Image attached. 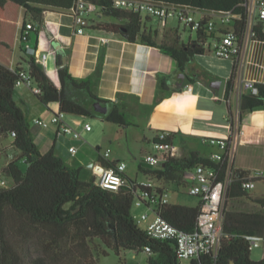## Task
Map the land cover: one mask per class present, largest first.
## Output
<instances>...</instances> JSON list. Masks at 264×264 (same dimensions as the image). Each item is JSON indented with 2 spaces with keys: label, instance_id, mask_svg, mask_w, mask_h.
<instances>
[{
  "label": "trees",
  "instance_id": "1",
  "mask_svg": "<svg viewBox=\"0 0 264 264\" xmlns=\"http://www.w3.org/2000/svg\"><path fill=\"white\" fill-rule=\"evenodd\" d=\"M94 2L106 16L121 19L122 23L97 22L93 28L102 29L124 36L131 42H141L160 48L172 56L178 64L179 76L189 79L187 65L199 54L210 50L209 40L214 38V31H208L206 24L211 17H202L201 26L196 30L197 37L188 42L182 41L178 30L171 42H158L152 32L146 29L150 16H144L124 8L113 6V0H89ZM158 4L175 7H188L198 10H209L216 14L232 11V25L240 47L244 33L250 20L247 0H148ZM260 1V0H259ZM16 4L0 0V144L12 139V146L17 154L7 162L2 174L9 180L6 186L0 185V264H99L100 255L108 252L102 244L114 249L117 254L121 249L145 252L150 247L147 264H212L209 255L201 254L188 262L181 261L177 256L176 241L162 240L151 237L144 227L135 219L132 209L134 204L135 183L125 173L126 183L119 190H110L96 184L95 177L91 180L82 178V168L73 167L58 154L55 144L42 152L32 136L26 113L14 98L16 76L10 70L13 52L16 45L19 10L38 15L42 8L33 6L30 1H15ZM74 0H43L39 3L71 8ZM9 12L11 16H8ZM38 16L32 15L30 21L25 19L21 30L28 22L37 23ZM96 22V21H95ZM182 23V20L180 19ZM6 32L1 26L6 25ZM122 28L125 31H122ZM256 38L264 40V19L258 17L253 24ZM21 45V44H20ZM22 51H25L21 46ZM26 54V52H24ZM28 57V69L41 93L36 94L45 105L58 103L66 114L96 117L100 112L94 107L96 101L111 106L108 114L103 117L119 126H128L130 122L120 104L113 100L102 99L97 94L100 72L93 76L76 78L65 63V53L57 57L59 86L47 75L43 66L33 56ZM65 63V64H64ZM170 76H159L160 94L157 101L173 90L169 85ZM190 82L193 81L189 79ZM237 81V64H233L232 74L227 80L225 98H229ZM258 91L243 90L239 100V119L247 111L264 108V83L257 84ZM177 90H181L180 88ZM166 91V92H165ZM222 101L221 98H218ZM229 122L235 129V120L230 103H228ZM16 136H12V132ZM172 132L169 140L175 139ZM156 140V135L154 137ZM97 150L102 147L97 146ZM1 153V152H0ZM98 162L103 166L114 165L116 161H106L100 156ZM197 164L220 166L222 173L228 170V160L223 164L212 161L198 151L189 156L169 157L159 168L140 167L144 176H150L164 183H175L178 187L185 186V174ZM233 181L228 188L227 200L248 195L243 187V179L253 170L234 168ZM264 177H256L258 181ZM256 202L264 208V197ZM199 203L189 206L178 203L158 205V211L170 223L181 230L193 232L197 228L200 213ZM224 209V231L216 264H264V258H251L249 241L245 235L258 234L264 238V211H245ZM112 227L114 229H112ZM38 248V255H31L25 244Z\"/></svg>",
  "mask_w": 264,
  "mask_h": 264
},
{
  "label": "crops",
  "instance_id": "2",
  "mask_svg": "<svg viewBox=\"0 0 264 264\" xmlns=\"http://www.w3.org/2000/svg\"><path fill=\"white\" fill-rule=\"evenodd\" d=\"M6 1L7 3L16 4L15 1L18 0ZM22 1H30L33 3V6L43 9L40 13L42 15V23L40 27L37 28V45L41 51L48 54V64L44 69L49 78L57 86L60 84L57 64L59 53H65L69 72L76 78L93 76L96 71H99L98 96L102 99L116 101L122 107L123 105H127L126 98L135 99L138 104L142 106H154L160 94L159 76L167 75L171 78L179 77L176 87L170 86L172 89L176 90L168 94L166 93L162 100L159 101L160 104L168 97L175 98L176 94L180 95L183 97L181 98L183 103L179 104L181 105V115L187 116L183 113L184 110L188 111V113H192L191 116L186 118V122L180 126L182 132H187H183V134L189 136V131H191L189 129H192L208 132L210 133L209 135H211L209 138H204V144L207 145V150L205 148H196L195 146L187 145V147L179 148V156L186 157L192 152L198 151L201 155L210 158L213 152L218 151V147L212 143L210 144L208 139L215 137L213 136L214 133L226 134V139L230 142V159H232L233 167L236 169H259V167L252 164V161L260 157L254 148L255 145H259V147L264 149V108L247 111L243 114L242 119H239L237 96L235 93H232L230 105L235 120L234 134L232 133V125L230 130L227 131V129L215 125L213 120V117L219 110L215 102H220L222 104L223 100L221 101L217 98V96H219L218 91L211 86V83L218 80L227 81L233 70L232 61L218 58L213 53L215 44L223 36L228 25L218 23L214 29V38L208 43L210 50L204 54L194 56L188 63L187 73L189 79L193 80L190 82L187 77L179 76L177 61L169 54L163 52L160 48L146 45L141 42H131L119 34L93 28V25L97 22H123L121 19H114L110 16L106 18V15L103 14L99 8L90 13V19H92L94 24L92 23L89 25V31L84 34H77L74 31V20L71 8H62L52 4L44 5L39 3L43 0ZM247 5L250 15L252 16L251 21L255 23L259 17V0H247ZM191 13L195 17L196 14L198 15L196 19L206 16L215 20L220 15L209 10L198 9H191ZM32 15L39 17L38 13L33 14L24 7H21L19 10L16 45L12 58V64L25 69L28 68V57L21 49L20 36L25 19L30 21ZM8 16H11L10 12ZM152 19L158 20L151 17V20ZM167 25L168 23L166 22L164 27ZM1 27L4 28L3 31L6 32L5 27H7V24ZM146 29L148 32H152L156 40L162 37L167 38L173 34L172 32L166 35L164 32L162 33L161 29L154 28L152 24L148 23H146ZM190 29L196 32L195 29L191 27ZM240 55L241 63L238 67V70H240V77L254 80L258 83H264V40L254 37L246 40L242 46ZM188 85H192V90L189 92L185 91ZM179 88L181 90H177ZM14 98L24 111H26V107L29 104L34 105L35 111L32 114V119L28 120L27 118V120L34 141L42 152H47L53 144H55L58 154L66 163L73 167L82 168V176H85L86 180H88L87 177L89 175H91L92 178L95 177V181L98 179L96 169L89 167L91 163H99V155L95 153L93 145L89 144L85 138L86 141L84 142L82 140H73L60 136L56 126L44 128L35 123V119L37 118L42 117L44 119H50L51 112L59 108L58 103H52L47 106L37 97L41 103L40 106L39 102L35 103L30 88L24 85L16 86ZM42 105L46 106L48 113L44 111ZM224 109L225 112L226 110L228 112L227 102ZM204 117H207V119ZM208 118L211 120H208ZM65 119L74 127L79 124V119L77 117L69 115ZM83 126L84 125H81L80 128L76 127L81 130L82 135L88 132L83 129ZM6 141H10L12 147V139H7ZM6 141H4V144ZM71 144H75L79 148L74 156L68 151V147ZM16 154L17 150L12 155L7 153L5 158L6 162L4 164L9 162ZM1 158L2 157H0V161ZM262 158L264 159V156ZM110 160L119 161L111 156ZM85 168H90L91 171ZM262 197H264V194H258L252 192V190H248L247 196L232 199L231 204L229 203L227 208L231 205L230 208L236 210H243L236 208L237 206H242L244 210L246 208L253 209L245 211H264V208L256 202L258 198Z\"/></svg>",
  "mask_w": 264,
  "mask_h": 264
},
{
  "label": "built area",
  "instance_id": "3",
  "mask_svg": "<svg viewBox=\"0 0 264 264\" xmlns=\"http://www.w3.org/2000/svg\"><path fill=\"white\" fill-rule=\"evenodd\" d=\"M113 6L117 8H124L135 13H140L145 16L156 18L166 24L167 20L174 16H179V19L192 29L197 30L201 26V18L196 17L191 13V9L188 7H175L166 4H158L148 0H113ZM98 6L89 0H74L71 7L73 14V26L74 31L77 34L86 33V27H89L90 13L96 11ZM259 16L264 19V1H259ZM235 14L230 11L225 14H220L217 19H211L206 27L208 31H214L217 24L232 25V18ZM252 16L248 27L244 33L243 44L246 40L254 37L256 38V32L253 30ZM23 40L20 41L21 46L26 54L33 56L37 63L43 67H47L48 54L41 51L37 45V27L33 22H28L26 28L23 31ZM238 43L237 35L231 28L227 30L220 40L215 44L213 52L216 57L221 59H227L237 64V81L233 91L229 98L217 96L223 101L231 103V95L235 93L237 96V103L239 105L240 96L243 90H251L257 93L258 82L254 80L243 79L240 77V70H238L241 63V50ZM11 72L16 76V86H27L35 94L41 93L40 87L35 84L34 79L29 71L19 66L11 64ZM192 85H188L185 91H191ZM66 113L62 112L60 108L52 111L50 119L37 118L35 123L41 127L48 128L50 126H56L60 136L70 138L73 140L86 141L82 135L81 130L69 124L65 119ZM229 120V115L226 116ZM85 131H91L92 125L85 123L83 126ZM234 134V130H232ZM12 136H16V132H12ZM172 136L170 131H160L156 134V140H153L156 148L155 152L147 153L143 157V162L147 167L159 168L165 163L169 157L179 156V147L174 143V140L170 141L169 137ZM210 143L218 146V151L213 152L210 159L216 163L223 164L228 160V170L225 174L222 173L220 166H209L205 164H197L192 169L188 170L185 174L184 180L186 181L185 187L188 188L190 194L200 197L201 206L200 213L197 221V228L193 232H187L179 229L166 218H164L158 211V205H165L170 203L169 201V189L163 180L145 176L143 179L138 180L135 183V195L134 206L144 208L138 219L140 222H146L144 229L148 234L157 239L162 240H174L176 241L177 256L183 262L199 257L201 254L209 255L213 260L212 264H216L222 239L227 236L224 231V209L228 193V188L233 181L232 159H230V142L228 139H210ZM78 147L75 144H71L68 147L69 153L74 156L78 152ZM99 156L106 160L111 161V149L101 148L98 150ZM3 166L0 163V185H8L7 178L2 174ZM127 163L125 161H116L114 165L104 166L101 172H97L98 179L96 184L102 188L119 191L126 183ZM256 177H264V171L257 169L243 179V187L247 190H251L256 186ZM177 186V185H176ZM178 187V186H177ZM150 212H153V218H151ZM138 222V221H137ZM139 223V222H138ZM245 238L249 241L250 249L255 246H260L261 240L264 238L258 234L245 235ZM146 252H150L151 248L146 247Z\"/></svg>",
  "mask_w": 264,
  "mask_h": 264
},
{
  "label": "rangeland",
  "instance_id": "4",
  "mask_svg": "<svg viewBox=\"0 0 264 264\" xmlns=\"http://www.w3.org/2000/svg\"><path fill=\"white\" fill-rule=\"evenodd\" d=\"M145 16V15H144ZM108 18L107 16H105ZM112 17V16H111ZM196 17L198 15L196 14ZM113 18V17H112ZM117 19V18H114ZM156 19V18H155ZM110 20V19H108ZM93 23L92 19H90L89 24ZM146 23L152 24L154 28H158L162 30L164 34H170L176 30H178L179 37L188 42L190 39L194 40L197 37L195 31L190 29L189 24L185 22H180L179 16L171 17L167 20L168 25L164 27L163 23L160 21H156L154 19L147 21ZM90 27H86V32H88ZM175 37L174 33L165 38H157L158 42H171ZM211 40H209L210 42ZM214 53V52H213ZM215 55V54H214ZM227 60V59H225ZM181 77V76H180ZM171 78L169 80V85L171 87H176L177 79ZM31 90V89H30ZM166 92V91H165ZM31 95L34 98L35 103L39 102L35 93L31 90ZM180 95L176 94L175 98L168 97L160 104L159 101L154 106L146 105L142 106L138 104L135 99H127V105L121 106L122 110L125 112L130 125L128 126H119L113 122H109L105 120L104 115L108 114L111 109V106L108 104H104L107 106V111L100 112V115L96 117H88V116H78L74 114H66L65 118L70 116L77 117L79 119V124L76 126L78 128L81 125H84L86 122H89L92 125V130L89 132H85L84 138L88 141L89 144L93 145V149L95 153L98 155L99 152L97 150V146L101 145L102 148H110L111 149V157L117 160L125 161L127 163L126 173L132 179H138L144 177V172L141 170L142 167H147V165L143 162V157L149 152H155L156 148L154 146V137L157 132L160 131H173L176 133L175 144L179 148L187 147V145L195 146L196 148H205L207 145L204 143V138H209L211 135L208 132L200 131V130H192L189 131V136L184 135L187 133L185 131H181L180 126L186 122V118L191 116L192 113H188V111L184 110L183 113L187 116H182L180 113L181 105L183 103L181 101ZM218 105L219 110L213 117L214 124L227 129V131L231 128V123L227 120L226 115L228 114L227 110L224 111V107H226V102H215ZM41 106V103L39 102ZM45 112L48 113V109L46 106L42 105ZM35 111V107L32 104H29L26 107L25 113L26 118L28 120L32 119V114ZM182 112V111H181ZM186 112V113H185ZM225 112V113H224ZM52 113V112H51ZM201 117V116H199ZM42 118V117H41ZM198 118V117H197ZM203 118V117H201ZM207 119V117H204ZM27 120V121H28ZM34 120V119H33ZM208 120H211L208 118ZM211 122V121H210ZM210 139L220 140L226 139L227 135L214 133ZM208 139V140H210ZM211 144V143H210ZM217 146V145H216ZM218 147V146H217ZM259 145H255V150L260 155L258 159L252 161L256 167L264 171V149L259 147ZM15 148L11 147L10 141H6L5 144H0V157L1 164H4L6 161L7 153L12 155L15 153ZM15 156V155H14ZM13 156V157H14ZM12 157V158H13ZM5 165V164H4ZM91 171L90 168H85ZM85 179V176H82ZM92 176L89 175L87 177L88 180H91ZM8 183H11V180L7 179ZM169 189V201L170 203H178L185 204L189 206H196L201 202L200 197L192 195L189 193L188 188L185 186L176 187L175 183L169 182L166 185ZM252 192H256L258 194H264V179H260L256 181V187L251 189ZM231 204V200H227L226 204ZM231 207V205H230ZM229 207V208H230ZM237 209H243L242 206H237ZM245 210H253L250 208H246ZM145 211L144 208L139 206H133L132 213L135 219L139 222V225L142 227L146 226V222H140L138 216ZM151 218H153V212H150ZM26 249L31 252V255H38V248L32 244H25ZM102 248L108 252L107 255H100L99 264H147V259L149 256L148 252L138 253L133 250L121 249L120 253L117 254L114 249L108 248L104 244H102ZM251 258L254 260H259L264 258V240H261L260 246H255L251 249Z\"/></svg>",
  "mask_w": 264,
  "mask_h": 264
},
{
  "label": "water",
  "instance_id": "5",
  "mask_svg": "<svg viewBox=\"0 0 264 264\" xmlns=\"http://www.w3.org/2000/svg\"><path fill=\"white\" fill-rule=\"evenodd\" d=\"M37 22L38 23H42V15L41 14L38 17ZM122 31H125V29L122 28ZM64 61L66 63V61H67L66 57L64 58ZM211 86L214 87L218 91L219 97H223L225 92H226L227 81L226 80L213 81L211 83ZM94 107L99 112H104L105 113L107 111V108H106L107 106H105L102 102H99V101H96L94 103ZM89 167L90 168H95L97 172H101L104 169V166L102 164H100V163H97V164L91 163L89 165ZM112 229H114V228L112 227Z\"/></svg>",
  "mask_w": 264,
  "mask_h": 264
}]
</instances>
